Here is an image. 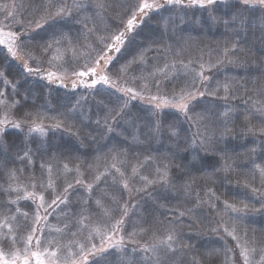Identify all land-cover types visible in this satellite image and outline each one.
Instances as JSON below:
<instances>
[{
    "label": "snow or ice",
    "instance_id": "1",
    "mask_svg": "<svg viewBox=\"0 0 264 264\" xmlns=\"http://www.w3.org/2000/svg\"><path fill=\"white\" fill-rule=\"evenodd\" d=\"M221 5L226 10L222 11ZM166 6H172L173 11L179 6L182 14H177L178 18L172 15H150L160 13ZM193 8L203 10L206 15L196 16L192 13L193 18L187 19L189 13L184 9ZM110 10L115 11V15L109 18V23H105L101 31L96 25L97 18L102 12ZM257 11L260 12L258 19L264 35V0H236L235 5H230L229 0H137L135 4H118L115 9L106 0H71V3L68 0H29L27 6L23 0L19 4L11 0L9 4H0V45L4 46L6 53L13 59L23 60L22 71L12 81L0 71V79L4 84L11 85L12 95L21 96V100L13 99L9 104L2 99L5 94L0 91V104L7 109L6 114L0 118V174L8 181H15L19 179L18 172L23 175L24 169H31L28 185L21 188L8 183L0 191V194L7 195L17 193L15 199L0 204L8 211H12L9 205H15L20 200L30 201L24 206L26 210L21 211L20 207L15 209L22 217L18 221V235L13 234V228L9 225L8 234L0 238V247L7 246L9 249L8 254L0 251V264H30V257L35 258L36 264H45L42 256L55 258L52 264H139L127 255V243L136 245L131 250L133 253L139 250L145 254L141 257L145 264H184L182 257L195 246L185 242L176 220L185 215L191 217L202 205H207L219 217L217 226L212 230L219 232L222 228V239L225 240L223 251L227 259L231 260L229 254L235 255L238 249L242 264H264V241L250 237L247 230L240 229L237 224L249 211L264 213V179L260 188L245 185L262 197L257 201L259 208L254 204L250 207L249 203L241 200L239 205L225 201L223 209H217L214 201H218L219 197L215 196L211 188L205 193L207 199L193 188L197 174L206 182H214L217 173L232 169V165L227 163V159H230L227 157L228 146L218 147L229 136L233 140L244 139L247 134L257 132L264 136V101H253L251 97L244 101L246 105L251 101V106L242 114V127L237 135L235 127L240 116L234 115V109L228 104L235 97V90L227 83L222 86L217 84L213 88L212 77L206 75L216 65L206 66L200 62L199 70H196L191 67L193 61L185 63L183 59H177L179 54L172 53L171 45L161 44L159 46L162 50L172 55V61L165 62L147 75L128 78L124 74L129 67L133 64L138 65V69L143 66L146 63L145 54L151 49L141 51L139 56H134L119 67L115 63L116 57L110 54L121 53L128 42L127 34L149 21H155L157 27L161 28V39L168 36L169 32L173 36H179L177 29L183 31L182 24H192L200 29L223 24L226 30L239 35L241 30H246L247 25L255 23L253 18ZM112 20L116 22L112 23ZM69 25H79L75 28V36ZM81 38L84 42H81ZM152 43L157 44V41L152 40ZM61 48L65 51L71 49L74 54L79 49V55H74L72 60L59 65L57 71H47L45 74V63L52 65L53 61L58 60L60 57L52 53H60ZM243 51L239 41L233 42L231 46L226 44L217 64L224 61L238 62ZM8 55L0 57V61L6 62ZM181 72L185 80L177 86L175 82L180 79ZM33 75H38L48 83L60 81L64 87H67L63 84L64 79L72 78L73 90L83 86L91 90L89 95L99 97L95 104L96 118L93 120L92 116L85 117L94 124L96 135L89 133L87 137H82L79 130L72 131L73 126L67 123L74 119L73 113L77 108L82 107L81 101L76 100L67 112L51 118L55 123L50 127L71 132L78 143H57L49 138L48 127L43 123L48 117L39 111L25 110L34 108L35 105L27 104L30 90L24 88L23 93L21 92L22 81ZM129 80L133 84L136 81L140 83L129 86ZM98 85L108 86L122 95L113 98V92L105 93L103 87L98 88ZM169 85L172 88L170 92L166 91ZM81 99L86 97L81 96ZM144 99L148 101L147 110L134 112L136 106L131 102ZM217 100L225 101L223 111L215 103ZM170 111L179 115L170 116ZM257 117L260 120L259 128L251 124V120ZM185 122L190 126L188 130L183 127ZM192 127L197 131L189 134ZM129 128L133 130V144L150 145L153 141L168 143L163 156L148 155L139 164L140 168L145 163L149 166L154 164V173L144 175L136 166H132L131 174L128 175V170L122 168L123 162L120 161L106 167L103 172H96L93 181L85 182L81 165L77 164V174L71 180L65 179L57 183L62 159L72 158L74 153H80L86 141L97 143L96 136L104 140L111 139L114 135L123 136L127 142L125 133H128ZM11 129L25 134L14 135ZM34 133L39 138L34 137ZM261 150L264 151V143L261 144ZM231 151L236 152L237 149L232 148ZM248 151L255 154L256 148ZM110 152L113 153V161L126 154V150L122 152L116 147L111 148ZM37 159L42 161L38 169ZM221 161L224 163L221 164ZM18 163L23 164L24 169L17 167ZM251 163L264 178V166L256 164L254 159ZM85 167L91 168V165L86 164ZM54 169L57 172L55 176ZM70 171L72 169L64 163L63 172ZM89 175L92 173L89 172ZM109 177L111 192H104L100 185L108 186ZM157 186L166 193L176 190L178 195L192 200L193 207L181 211L179 217L169 221L163 236L157 235L155 221H148V227L133 225L139 231L126 233V225L131 222L129 201L141 194L151 197V190ZM29 187L31 191L28 190ZM161 198L166 200L167 196ZM57 210L66 217L64 228L68 230L67 234L76 237L86 232V235L63 246L56 241V250L50 251L53 241L42 240L41 237L45 233L48 217ZM94 216L99 220H94ZM225 217H229L231 223ZM11 218L16 220L15 215ZM72 228H76V231H72ZM229 237L235 242L234 246L229 245ZM141 240L144 241L142 244ZM62 247L67 249L64 261L58 257ZM208 255L212 253L209 252ZM233 264H239V261H233Z\"/></svg>",
    "mask_w": 264,
    "mask_h": 264
},
{
    "label": "trees",
    "instance_id": "2",
    "mask_svg": "<svg viewBox=\"0 0 264 264\" xmlns=\"http://www.w3.org/2000/svg\"><path fill=\"white\" fill-rule=\"evenodd\" d=\"M11 0H0V4H9ZM17 4L21 3L22 0H15ZM107 3L111 4L113 8L115 9V6L118 4H135L137 0H106ZM163 2V0H161ZM23 3L25 6L29 3V0H23ZM236 0H229L230 5H235ZM221 10L224 11L225 6H220ZM123 11V10H120ZM184 11L189 13V16L187 19H192V13H195L196 16L206 15V13L203 12V10L199 9H184ZM112 17L115 15V11H108ZM177 14H182L181 9L179 6L175 7V10L173 11L172 6H166L164 9L160 11V13H150V15H161V16H169L172 15L174 17H177ZM260 16V12L257 11L255 17L253 18L255 23L249 24L246 26V30H241L239 32V35L236 34L234 31L226 30L223 24H219L217 26L211 27V28H205L200 29L195 27L192 24H182L181 28H183V31H180L178 28L177 31L180 32L179 36H173L171 32H169L167 39L170 40V43L173 44L172 47V53L177 48H180L183 46V44H179V40H183V36L188 37H195L196 38V48L191 50V52L187 55V59H191L194 61H197L198 64L196 66L197 70L199 69V63L202 62L207 65V63L216 65V67H213L211 72H206V75H210L212 77L211 84L212 87H216L217 84L224 85L225 83L229 84V86L235 90V97L230 99L228 101V104L234 109V115H239L240 120L236 121V127L235 131L237 135H239L242 122H243V112L246 108L251 106V101H249V104L246 105L244 101L248 99V97H251L253 101H264V56H262V53H264V35H262L261 31V25L259 22L258 17ZM111 16H106L105 18H99L96 21L97 27L103 31L105 23H109V18ZM178 18V17H177ZM112 23H115V20L111 21ZM161 28L157 27L155 21H149L145 23L144 25H140L137 28L133 29L132 32H129L127 34V43L123 46L121 53H110L114 57H116V65H122L125 64L126 61L132 60L134 56H138V54L141 51H144L146 48L150 46H155L158 44V38L160 37ZM152 40H156L157 44H153ZM150 41V42H149ZM239 41V46L244 50L239 57L238 62L228 63L227 61H224L223 63L217 64V61L221 59V53L222 49L225 47L226 44L231 46L233 42ZM176 44V45H175ZM8 55L6 53V49L3 45H0V57ZM166 57V56H165ZM146 58V57H145ZM170 58L172 56L170 55ZM147 59V58H146ZM72 59H68L70 61ZM22 64L23 60H15L10 55H8V59L6 62L0 61V71H3L5 73V76L8 80L12 81L15 77H18L20 71H22ZM45 74L47 71H55V70H49L44 69ZM138 73H140V68ZM240 70V71H239ZM115 73V69L113 70ZM182 73V72H181ZM59 74V73H58ZM183 74V73H182ZM185 80V77L183 76L175 83L177 86L179 84L183 83ZM135 83L134 85L139 84ZM23 88H21V92L23 93L24 88H27L30 90V94L28 96L27 104L28 105H35L34 108L29 107L25 109L26 111H39L45 114L47 119H44L43 123L46 127H48V136L49 138H52L54 142H63V143H71V144H77L78 141L76 140V137L71 134L69 131H63V130H57L54 128H51L50 125L55 123L52 117H58L61 113L67 112L69 106L74 105L76 100L81 101L82 107H78L76 112L73 113L74 119L68 120L67 123L69 125H72V131L79 130L82 137H87L89 133L92 135H96L95 132V126L93 123H91L88 119H86V116H92V119L94 120L96 118V100L99 99V97H95V100H92L93 96L90 95L91 101L89 98L81 99V96H84L80 92V89H85L84 87H78L76 90H73L71 87L72 81H63V84H66L67 87H64L60 81H55L54 83H48V81L40 78L38 75H33L27 77L25 81H22ZM98 88L103 87L105 93L111 92L109 91L108 86H97ZM172 90L171 86L168 92ZM0 91L4 92L9 98L10 103L11 100H21V96H13L12 95V88L11 85L4 84L3 80L0 79ZM91 91V90H89ZM113 93L115 90L112 91ZM86 97V96H84ZM115 98V94L113 96ZM90 101V102H89ZM132 103V102H131ZM134 103V102H133ZM215 103H218L221 108L220 111L224 110L225 101L224 100H217ZM138 109L142 108L143 106L141 104H134ZM90 108V109H89ZM148 107L145 106V108L142 111H146ZM2 111V110H1ZM199 111V109H198ZM1 114V113H0ZM170 116H177L179 113H176L174 111L169 112ZM181 119H183L181 117ZM251 124L256 125L257 128L260 127V120L259 118H254L251 120ZM188 123L185 122L183 127L185 130H188ZM14 135H20L23 136L27 129L25 128V133H16L15 129H11ZM196 130H190L191 134L192 132H196ZM132 134L133 130L129 128L128 133H125L127 135V142H125L123 136H113L111 139L104 140L101 139L99 136H96L97 143H88L85 142L84 147L80 149V153H86V155H81L80 153H74L72 158H64L61 160L60 163V175L59 179L57 180V183L63 182L65 179L71 180L77 173L75 171V166L77 164L81 165V171L84 173V179L85 182H91L94 179V174L96 173L95 170L92 169L93 163H91L92 160L99 157L100 163L105 161H110V157L107 155H112L110 152V149L113 147H116L120 149L122 152L126 150L125 155H121L117 158V161H111V164L118 163L120 161L123 162L121 165L122 168H125L128 170L127 174H131V167L136 166L139 171H141L144 175L150 174L151 170L154 168L155 165L149 166L147 163H145V166L143 168L139 167V164L144 162L145 156L152 155L154 157H161L164 155V150L167 148L163 147L165 144H168L166 141L162 143H156L155 141L151 142L150 145L148 143L143 144H133L132 141ZM34 137L39 138L38 134H33ZM141 139H143L141 137ZM242 143H248L250 144L249 148H256V153L254 159L257 161V163H260L259 156L260 154L264 155V151L261 150V144L264 143V136H261L259 132L255 134H247L244 139H227L226 142H222L218 145V147H221L222 144L224 147L227 145L230 148L236 147L239 144ZM247 144V145H248ZM169 146V145H168ZM35 147V145H33ZM47 160V158H45ZM261 160V159H260ZM42 161H39L37 159L36 167L39 168V163ZM67 163L69 169H72L70 172H63V164ZM91 165V168H86L85 165ZM17 167L24 169L23 164H17ZM109 167V166H106ZM31 169H24V174L21 175V173H17V176L19 177L18 180L15 181H8L3 174H0V191H2L3 186H7L8 183H12L14 186L19 185L21 188H23L25 185L29 184L28 175L30 173ZM104 171V170H103ZM101 171V172H103ZM89 172L92 173V175H89ZM153 173V172H151ZM39 175V172L36 173ZM57 174L56 170H54V176ZM103 181V177L101 178ZM260 178H255L254 181L251 182L253 184V187L260 188L259 184ZM216 182V180H215ZM178 183H183V181H178ZM211 184L214 190L212 191L215 193L217 197H223L224 200H218L214 201L215 204H217L218 209H223V205L225 200L228 203H235L239 205V202L244 199L243 201L245 203H249L250 207L251 205H255L256 208L260 207V204L257 202L262 197L258 194L255 195L251 190H247V187L245 185L237 186L238 188L232 187L231 189H235L238 194H234L233 191L230 190H223L218 189L219 187L216 186V184L212 181H206L199 178V174H197V180L193 184V188L195 189V192H199L201 196H205V193L208 191L209 188H206V184ZM233 184V183H230ZM111 178L109 177V185L106 186L104 184L100 185V188L104 192H111ZM229 185V184H228ZM236 185H239L236 183ZM139 186V185H137ZM249 188V187H248ZM29 191L32 189L29 187ZM152 195L149 197L146 194H141L136 196L134 199L129 201L130 207L131 205H134L135 207L129 208V218L130 223L126 225V233L132 232L133 230L139 231V228L133 227V225H141L143 227H148V221H155L156 222V228L158 229L157 235L163 236L165 235V229L168 227L169 221L175 220L176 217H179L177 215H173L174 212H171L174 208V202L173 198L176 199L177 197H181L182 200L180 202L181 206H184V210L188 208L193 207L192 200H186L184 196L178 195L176 190H173L174 193L170 194L167 199H162V196H167V193L164 192L159 186H157L155 189L151 190ZM23 195V192L20 193ZM17 193L12 192L11 195L7 194H0V204H2L4 201L15 199ZM97 195H100V193H97ZM126 195V194H125ZM237 197L240 200L234 199ZM30 203V201L27 200H20L15 205H9V207L12 209V211H8L7 208H4L0 206V216L8 215V216H16V220L8 219L7 221L14 224L15 231L13 234H17V227H18V221L22 219L19 213L15 211L17 207L21 208V211L26 210L24 206L26 204ZM158 205H163V207H158ZM167 207H169L170 213H167ZM203 212V216L201 219L195 222V216L189 217L188 215L184 217H179L176 222L179 224V230L184 234V239L186 243H191L195 247L185 256L189 257L190 259H183L187 261H192V257L195 256H208V253L211 252V246L214 244L215 241H217V244L222 239L221 236H223V230L219 232H215L212 229L217 226L216 221L219 219L216 214L209 210L207 205H203L202 208H200ZM183 210V211H184ZM195 214L198 213V209L195 210ZM50 220L53 224L57 225L61 231L60 234H57V236L53 239V247L56 249V241H59L60 244L67 245L70 241L76 240V239H82L83 235H86L85 233H82L76 237H72L71 235L67 234L68 230L64 228V224L66 222V217L63 212H60L57 210L56 213H53V215L49 216ZM94 220H99L98 217H93ZM226 220H229V223H231V220L229 217H225ZM238 227H241L242 230H251L252 232H257L259 234L264 235V213L256 212V211H249L247 215L244 216V219L242 221L237 222ZM72 231H76V228H72ZM125 233V234H126ZM242 234V233H241ZM46 236H49V230H46ZM220 239V240H219ZM229 242L234 246L235 242L231 241V238H227ZM49 240V239H47ZM144 241H140L142 244ZM208 246V247H207ZM17 247L22 248L23 245H17ZM220 247V246H219ZM221 248V247H220ZM223 249V248H222ZM132 247L130 248L129 245H127L126 251L127 255L135 259L139 262L141 260L142 252L137 251L133 253ZM67 249L63 248L61 249V253L63 254L66 252ZM239 252V250H238ZM230 255V254H229ZM64 260L67 257V254L63 255ZM113 259H116L113 257ZM230 262L229 259L225 256V260ZM232 261V260H231ZM239 261V264H242V260ZM145 262V261H144ZM193 264V262H191ZM223 264V263H222ZM231 264V263H230Z\"/></svg>",
    "mask_w": 264,
    "mask_h": 264
},
{
    "label": "rangeland",
    "instance_id": "3",
    "mask_svg": "<svg viewBox=\"0 0 264 264\" xmlns=\"http://www.w3.org/2000/svg\"><path fill=\"white\" fill-rule=\"evenodd\" d=\"M68 2L71 3V0H68ZM106 16H111L112 17V15H110L108 12H102L101 16L98 17L97 20L99 18H105ZM69 27H71L73 29V35L75 36L76 35L75 28H78L79 25H69ZM81 42H84L82 40V38H81ZM161 44L164 45V46L171 45V50H172V47H176V46H173L172 43H170V40H168L166 36L163 37L162 39L158 38V44L157 45L150 46V47L146 48V49L150 48L151 50L147 51L146 54H145V57L147 59L145 58L146 63L143 66L140 67V71L141 72L138 73L139 72V70H137V66L138 65L133 64L131 67H129L128 71L124 75L126 77H128V78L133 77V76H140L142 74L143 75H147L149 72L155 71L157 67H161L165 62H169L170 63L172 61L173 57L170 58V54L165 53L162 50V48L159 46ZM179 44H183V46L180 47V48H177L174 51V53H178L179 54V56L176 57V58L177 59H183L185 63H188V61L191 60V59H187V57H188L187 55L191 52V50L196 48V44H197L196 43V38L195 37H188V36L185 35V36H183V40H179L178 45ZM79 51L80 50L78 49L77 52L74 54V52L71 49L65 51L64 48H61L60 53L57 54V53L53 52L52 55H58L60 58L58 60L53 61L52 65H49V64L45 63L44 69L57 71L59 65L65 64V61H68V59H73L74 55L78 56L79 55ZM138 56H139V54H138ZM191 61H193V64L191 65V67L197 70L196 66H197L198 62L194 61V60H191ZM208 65H209V63H207L206 66H208ZM117 67H119V65H117ZM60 71H62V69H60ZM60 71H58L59 74H60ZM182 77H183V74L181 73L180 74V78H182ZM64 80L72 81V78H65ZM138 82L139 81H136L135 83H138ZM129 86H136V85H134L132 83V81L129 80ZM170 86L171 85H169L167 87L166 91H168L170 89ZM80 87L82 88L83 86H80ZM113 90L114 89H109V91H111V92ZM89 92H90L89 90L80 89L79 93H82L84 96H86V98H89L90 101H91L92 97H90ZM114 94H115V96L122 95L121 93H116V92H114ZM2 99H4L7 103L10 104V98L6 94L4 95V97H2ZM92 100H95L94 97L92 98ZM132 104H141L143 106L140 109L135 107L133 109L134 112L135 111H142L145 108V106L149 107L147 99L134 100V101H132ZM6 112H7V109L5 108V106L3 104H0V113H1L0 114V118H2L6 114ZM188 127H190V126L188 125ZM191 130H196V128L192 127ZM247 144L246 143H242V144L237 145L236 147L233 146V148L237 149L236 152L231 151L232 148L228 147L229 151L227 152V157H230V159H227V163L232 165V169L229 170L228 172L221 171V172L216 174V176L214 177V183L216 184L217 187H219L218 189L230 190L232 187L238 188L237 186L241 187V186L246 185V184H249V185L253 186V184H251V182L254 181L255 178H260L259 179V184H260V187H261V181L264 178L261 177L259 171L251 163V160L254 159L255 154H252L250 151H248V149H250L249 148L250 144H248V145ZM163 147L168 148V144H165ZM221 148H224L223 144H222ZM165 151L166 150H164V152ZM111 154L113 155L112 152H111ZM112 155H107V156L110 157V161H108V162L103 161V162L100 163V158L99 157H97L94 160H92L91 161V163H93L92 169L95 170L96 172H101V171L105 170L106 166H111V161H112L111 156ZM258 156H259L260 163H257V161L254 159L256 164H260L261 166H264V155L260 154ZM223 163H224V161H221V164H223ZM154 170L155 169L153 168L151 170V172L154 173ZM215 180H216V182H215ZM230 183H233V184H230ZM236 183H238L239 185H236ZM240 183H243V184H241V186H240ZM205 187L206 188H212L213 190L215 189L209 183L206 184ZM231 190L233 191L234 194H238V192H236L235 189H231ZM247 190H251V188L247 187ZM173 193H174V191L167 192V197H169L170 194H173ZM255 195H256V193H255ZM202 197L207 199V197H205V196H202ZM234 199L240 200L237 197H235ZM181 200H182L181 197H179V198L177 197L176 199L173 198L172 202H174V204H173L174 208L171 211V212H174L173 215L179 216V213L184 210V206L183 205L181 206V204H180ZM220 200H224V198L220 197L219 201ZM242 200H244V199H242ZM225 201H229V200H225ZM134 205H135V203H134ZM202 207H203V205L201 206V208ZM223 207H224V205H223ZM216 208L218 209L217 204H216ZM197 209H198V213L197 214L193 213L191 215V216H195V222L198 221L199 219H201V217L203 216L202 210L200 208H197ZM167 213H170L169 207H167ZM8 219H12L11 216H8V215H4V216L1 215L0 216V238L5 236L6 234H8L9 225L12 226L13 233L15 231L14 224L8 222L7 221ZM239 228L242 229L241 227H239ZM57 229H59L57 227V225L53 224L52 221L50 220V218L48 217V224H47V227H46L45 230H49V236H45L44 237V235H43L41 237L42 240L49 239V240L53 241V239L57 236V234H60L59 233L60 231H57ZM247 232H248L250 237H254L257 241H264V235L263 234H259L257 232H252L251 230H249ZM218 242L219 243L217 244V241H215L214 244L211 246L212 255H208L207 257L198 256L197 255L195 257H192V261L183 260V259H190L189 257L184 256V257H182V260H183L184 264H191V262H193V264H197V262H198V264H222V263L223 264H230V263L233 264V261L239 260L238 249H237L235 255L231 254V256L233 255V260L232 261L231 260H230V262L224 261L225 260V253H224L223 249H224V246H225V240L221 239ZM228 243H229L230 246H233L229 242V240H228ZM53 245L54 244H52V246H50V249H49L50 251L54 250ZM127 245H129L130 248L131 247L132 248L136 247V245L131 244V243H127ZM45 246H47V245H45ZM14 250L15 249H13V251ZM35 250H36L35 249V245H33V251H35ZM0 251H4L6 254L9 253V249H8L7 246L0 247ZM64 254H67V251L64 252L63 255ZM63 255L61 254L60 251L58 252V257L60 258L61 261H64ZM142 255L144 256L145 254L142 252ZM9 258H11L10 255H9ZM42 258L45 259L46 264H52V261L55 259V258H53L51 256H47V257H43L42 256ZM21 259H23V257H21ZM139 264H145V262L143 260H139Z\"/></svg>",
    "mask_w": 264,
    "mask_h": 264
}]
</instances>
